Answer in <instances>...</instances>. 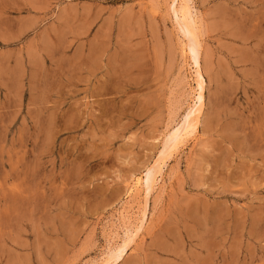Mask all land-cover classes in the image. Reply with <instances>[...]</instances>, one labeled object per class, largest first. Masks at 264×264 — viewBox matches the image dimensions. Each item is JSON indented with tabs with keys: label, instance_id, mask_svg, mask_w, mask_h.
Returning a JSON list of instances; mask_svg holds the SVG:
<instances>
[{
	"label": "rangeland",
	"instance_id": "rangeland-1",
	"mask_svg": "<svg viewBox=\"0 0 264 264\" xmlns=\"http://www.w3.org/2000/svg\"><path fill=\"white\" fill-rule=\"evenodd\" d=\"M172 2L0 0V264H102L145 209L119 264H264V0L190 1L200 124L139 183L194 98Z\"/></svg>",
	"mask_w": 264,
	"mask_h": 264
},
{
	"label": "bare ground",
	"instance_id": "bare-ground-1",
	"mask_svg": "<svg viewBox=\"0 0 264 264\" xmlns=\"http://www.w3.org/2000/svg\"><path fill=\"white\" fill-rule=\"evenodd\" d=\"M190 1L191 0H173L172 5L170 4V12L172 11L173 13L174 23L179 31L178 33H180L179 35L184 42L186 51L191 61L193 81L195 82V87L192 93L194 94V98L192 105L189 106L188 113L184 115L175 129H173V131L171 130V133L169 132L168 136H166L163 146L164 149L162 150L163 153L161 152V154H163V158L148 168L146 170L147 172L139 181L145 195L148 197L155 188L158 176L161 174L165 165L166 156H169L173 150L177 149L186 138L193 135L197 131L200 124L199 116L204 105L205 79L202 69L200 31L196 20L197 18L192 15ZM142 213L143 215L142 217L140 216L141 219H139L140 221L138 225H136L137 227L135 229H130L126 226L127 228L124 230L120 241L108 249L106 257L103 259L104 261L100 263L119 264L124 259L129 247H131L134 240L137 239V236L141 232L147 219L146 209L144 212L142 210Z\"/></svg>",
	"mask_w": 264,
	"mask_h": 264
}]
</instances>
